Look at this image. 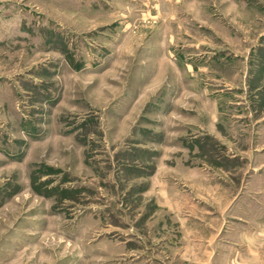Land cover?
I'll return each instance as SVG.
<instances>
[{
	"label": "rangeland",
	"instance_id": "rangeland-1",
	"mask_svg": "<svg viewBox=\"0 0 264 264\" xmlns=\"http://www.w3.org/2000/svg\"><path fill=\"white\" fill-rule=\"evenodd\" d=\"M189 215L264 264V0H0V264H181Z\"/></svg>",
	"mask_w": 264,
	"mask_h": 264
},
{
	"label": "crops",
	"instance_id": "crops-1",
	"mask_svg": "<svg viewBox=\"0 0 264 264\" xmlns=\"http://www.w3.org/2000/svg\"><path fill=\"white\" fill-rule=\"evenodd\" d=\"M182 194L183 193H181L180 190H177V188L173 186L172 182H169L168 180L165 182V185H163L162 188L160 187L157 192V195L161 197L162 202H164L163 205L167 209L169 208V213L171 214L172 218H175L176 220L180 219L182 216L180 210L182 209L183 204L178 201L179 197L184 195ZM215 196L216 198L214 199L216 203L219 204L220 196L218 190L216 191ZM193 211L195 212V210ZM193 217L194 216L191 217V215H189L188 217H184L182 219L181 230L184 234V242L186 246L184 248L185 257L183 256V258H181L183 260H181V264H263L262 260L260 259V254L256 252L257 250H253V248L250 246L246 249L248 254L247 258L244 257L245 255L243 252V254L239 253L238 257H235L236 259L234 258L233 260L235 253L233 255L228 252L226 255H223L221 253L222 251L220 250V245L216 242L211 245H209V243L207 244L202 242L203 240L193 243L189 235L197 234L199 230L201 233H203V230L205 229V227H203V223L201 221L195 220ZM218 219L219 218L215 219L216 223ZM205 230H207V228ZM189 240H191V242ZM261 249L262 248H260L259 251ZM204 251L211 253L205 256V253L203 254ZM214 252L215 255L213 254Z\"/></svg>",
	"mask_w": 264,
	"mask_h": 264
}]
</instances>
